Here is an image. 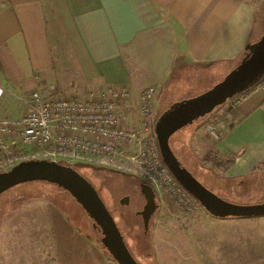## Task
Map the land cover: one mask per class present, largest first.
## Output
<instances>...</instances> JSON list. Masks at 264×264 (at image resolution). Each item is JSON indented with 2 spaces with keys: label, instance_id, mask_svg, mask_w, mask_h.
<instances>
[{
  "label": "crops",
  "instance_id": "0c3cea01",
  "mask_svg": "<svg viewBox=\"0 0 264 264\" xmlns=\"http://www.w3.org/2000/svg\"><path fill=\"white\" fill-rule=\"evenodd\" d=\"M263 34L251 0H0V118L22 117L36 91L86 98L112 87L134 105L155 88L160 113L177 66L230 72ZM215 115L229 131L215 141L197 128L200 158H221L214 170L232 179L264 171V90ZM0 264L114 263L56 205L33 200L5 216Z\"/></svg>",
  "mask_w": 264,
  "mask_h": 264
},
{
  "label": "rangeland",
  "instance_id": "374dc122",
  "mask_svg": "<svg viewBox=\"0 0 264 264\" xmlns=\"http://www.w3.org/2000/svg\"><path fill=\"white\" fill-rule=\"evenodd\" d=\"M261 3L264 9V0L258 4ZM228 73H222L217 67L177 66L170 86L161 97L160 113L155 111L154 104L151 111L140 112L139 103L134 105L129 102L127 113L132 127L145 136L156 138L155 123L163 111L178 101L209 91ZM210 116L172 136L170 144L175 155L205 187L224 200L244 206L264 204V171L232 179L214 170L225 163L221 158L209 153L211 160L205 162L194 150L192 140L195 131ZM125 149L115 159L70 160L54 158L41 148L11 146L10 142H2L0 170L8 171L27 160H51L72 166L97 189L139 264H264V217L218 219L203 207L187 213L164 191L159 190L146 175V170L136 164L134 158L138 149L133 146ZM141 184L155 189L159 205L147 233L143 219L138 215L145 205ZM126 197L129 204L122 205L121 201ZM33 200H47L56 205L83 234L94 238L112 262L117 264L103 247L102 235L93 228V221L84 209L67 191L53 184L26 183L2 194L0 228L5 216Z\"/></svg>",
  "mask_w": 264,
  "mask_h": 264
},
{
  "label": "built area",
  "instance_id": "2783aa9c",
  "mask_svg": "<svg viewBox=\"0 0 264 264\" xmlns=\"http://www.w3.org/2000/svg\"><path fill=\"white\" fill-rule=\"evenodd\" d=\"M251 1L260 3L263 0ZM259 90H264V79L229 99L224 106L229 111L236 110ZM155 93L153 87L142 92L140 112L152 110ZM130 96L128 89L115 87L86 98L33 92L22 117L0 118V144L10 142L11 146L37 147L54 158L70 160L115 159L127 150V146H133L138 149L134 161L146 170V175L159 190L187 213L202 208L164 164L157 139L132 127L127 113ZM203 129L215 141H221L229 131L225 120L213 114L203 124Z\"/></svg>",
  "mask_w": 264,
  "mask_h": 264
},
{
  "label": "water",
  "instance_id": "95a60500",
  "mask_svg": "<svg viewBox=\"0 0 264 264\" xmlns=\"http://www.w3.org/2000/svg\"><path fill=\"white\" fill-rule=\"evenodd\" d=\"M239 64L209 91L172 104L163 111L155 123V135L161 157L170 173L213 217L260 218L264 217V204L238 205L224 200L205 187L185 168L171 148L170 140L180 130L211 115L217 108L239 93L250 90L264 78V34L249 43ZM45 182L67 191L93 221V228L101 233V243L117 264H139L129 249L113 215L97 189L76 169L51 160H27L0 173V196L26 183ZM145 199L142 211L145 233L159 208L157 193L148 184H141ZM129 204V198L121 201Z\"/></svg>",
  "mask_w": 264,
  "mask_h": 264
},
{
  "label": "trees",
  "instance_id": "16d2710c",
  "mask_svg": "<svg viewBox=\"0 0 264 264\" xmlns=\"http://www.w3.org/2000/svg\"><path fill=\"white\" fill-rule=\"evenodd\" d=\"M245 53H246V51L244 52V55H245ZM264 79V78H263ZM211 156L212 155H210V154H208L205 158H204V161L206 162H208V161H210L211 160Z\"/></svg>",
  "mask_w": 264,
  "mask_h": 264
},
{
  "label": "flooded vegetation",
  "instance_id": "af4514ba",
  "mask_svg": "<svg viewBox=\"0 0 264 264\" xmlns=\"http://www.w3.org/2000/svg\"><path fill=\"white\" fill-rule=\"evenodd\" d=\"M140 216V215H139Z\"/></svg>",
  "mask_w": 264,
  "mask_h": 264
}]
</instances>
